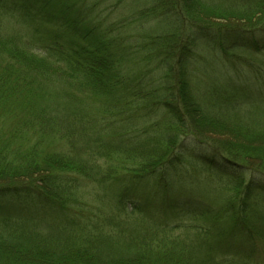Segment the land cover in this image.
I'll list each match as a JSON object with an SVG mask.
<instances>
[{"label": "trees", "instance_id": "trees-1", "mask_svg": "<svg viewBox=\"0 0 264 264\" xmlns=\"http://www.w3.org/2000/svg\"><path fill=\"white\" fill-rule=\"evenodd\" d=\"M145 1L107 22L92 0H0V264H263L230 249L264 231V149L245 146L264 72L207 69L212 49H264V0ZM188 155L239 194L217 209L134 186L189 181Z\"/></svg>", "mask_w": 264, "mask_h": 264}, {"label": "rangeland", "instance_id": "rangeland-1", "mask_svg": "<svg viewBox=\"0 0 264 264\" xmlns=\"http://www.w3.org/2000/svg\"><path fill=\"white\" fill-rule=\"evenodd\" d=\"M144 1L145 0H92L93 3L99 4L95 10L97 11L96 15L99 19H106L107 22H115L128 18L133 12H136L137 8L140 7L139 5L143 4ZM145 2L147 3L148 1ZM255 17L254 21L261 19V22H264V15L261 17L256 15ZM131 19L132 18L129 17L127 20ZM209 53L212 56L213 62L212 66H209L207 69V73L211 74L213 72V74H216V72H218L220 75L223 73L224 77H221L220 79L227 80L229 85H232V83L240 84L248 81L257 69L258 71L261 69L264 72V49L257 52L253 48H240L233 49L227 54L212 49ZM248 117V114H243V118L248 119ZM260 117H264V110L261 112ZM213 137L230 143L233 140L232 137L230 138L227 136L214 135ZM247 140L248 139L243 138L239 142L245 143ZM255 143L256 144L248 142L245 146L247 148L251 146L256 152L255 156H258V154L260 155V150L264 149V138H256ZM253 160L261 161L262 159L255 157ZM183 163L184 167L182 169L187 172V180L189 181L178 182V185L171 191L159 187L153 180H146L148 182L136 181L133 184L144 196H159L162 194L169 195L174 193H183V195L191 194V196L199 197L211 203L216 206L217 209H220L222 206L221 204L230 196L235 197L239 194V191L236 189L239 184L234 178L210 168L208 165L199 162L189 155L186 156ZM249 174L251 176V173L245 174L246 179L249 178ZM184 175L186 176V174ZM255 210V216H257L255 219L249 221L248 224L249 226L256 225L261 227L262 222H264V204L261 207L258 206ZM221 222H225L223 226L228 227V230L232 232L231 228L234 225L233 221L222 220ZM246 235L247 234L244 233L241 238H238L239 243L237 245L239 247L236 246V248L233 245L230 249V254L238 257L242 261L246 260V255L250 258H258L260 261H263L264 264V231L257 237L256 243L254 242L252 244L248 241L249 237ZM232 238H234V236ZM220 250L221 248H219V251ZM222 251L223 249L219 253ZM253 262L254 260H250L251 264Z\"/></svg>", "mask_w": 264, "mask_h": 264}]
</instances>
